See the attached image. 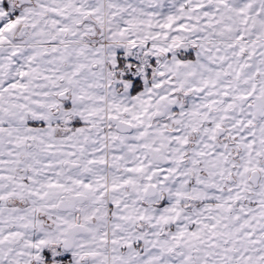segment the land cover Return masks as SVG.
<instances>
[{
	"label": "snow or ice",
	"instance_id": "snow-or-ice-1",
	"mask_svg": "<svg viewBox=\"0 0 264 264\" xmlns=\"http://www.w3.org/2000/svg\"><path fill=\"white\" fill-rule=\"evenodd\" d=\"M0 264H264V0H0Z\"/></svg>",
	"mask_w": 264,
	"mask_h": 264
}]
</instances>
